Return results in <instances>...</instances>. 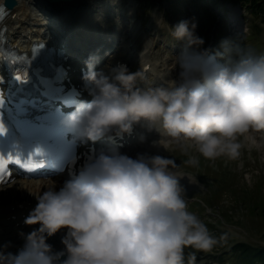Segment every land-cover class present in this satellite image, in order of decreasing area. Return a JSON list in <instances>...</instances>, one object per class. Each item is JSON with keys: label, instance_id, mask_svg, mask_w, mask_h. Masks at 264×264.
<instances>
[{"label": "clouds", "instance_id": "1", "mask_svg": "<svg viewBox=\"0 0 264 264\" xmlns=\"http://www.w3.org/2000/svg\"><path fill=\"white\" fill-rule=\"evenodd\" d=\"M197 21L169 25L184 42L172 72L147 80L142 68L126 63L97 69L86 61L83 80L92 96L64 115L63 122L83 142L131 134L137 124L160 133L154 145L192 148L209 160L240 157L244 141L261 144L264 130V53L242 48L231 38L213 50L197 32ZM141 135V139H145ZM112 142L91 154L80 171L60 184L53 179L25 218L36 225L21 235L23 246L0 247V264H196L191 248L211 251L221 240L189 209L176 171L178 163L159 153L120 151ZM197 156L187 163L198 164ZM62 232L64 247L49 237Z\"/></svg>", "mask_w": 264, "mask_h": 264}, {"label": "rangeland", "instance_id": "2", "mask_svg": "<svg viewBox=\"0 0 264 264\" xmlns=\"http://www.w3.org/2000/svg\"><path fill=\"white\" fill-rule=\"evenodd\" d=\"M81 1L83 0L60 1L56 4L63 7L60 10L62 12L66 9H69L72 13L79 10L80 13L73 14L79 15L83 13L92 22L95 21L97 23L101 18H104L102 21L111 18L119 25L123 23L124 32L121 38L128 33L127 39H130L133 37L134 32H138V36L140 34L143 35V38H146L143 46L145 47V45L150 43L148 51L155 53L153 59L159 64L157 68L165 69L164 72H172L175 67L176 56L184 47V42L179 43L177 42L179 40L174 37L166 36L168 34L171 35L169 30L171 20L173 25H175L185 19L188 13H190L188 19H194L197 21V24L201 25L200 27L197 26L196 29L199 35L203 34L206 29L210 34L215 35V37L210 36L206 47L211 48L215 42L221 44V41L225 38H231L240 47L246 48L247 43L244 36L250 30V26L255 25L256 21L262 24V35L257 40H264V23H261L258 18L257 20L253 19V16L245 10H241L238 13L237 8H233L230 2L226 4V7L229 9L231 6V16L224 15L219 10L220 8H214L215 10L211 8L209 15H202V11L194 4L193 0H186L187 2L184 0L176 3L173 6V9H175L173 16L171 13L173 9L168 6L167 0H84V3L80 4ZM33 2L31 3L40 10L41 7L37 0H33ZM78 4L80 5L75 6ZM184 8L186 9L183 10ZM44 12L46 15L49 13L48 10L45 11L42 7L41 13L43 14ZM225 12H228V10H225ZM242 13L244 19L241 17ZM214 14H217L221 20L226 17V22H219L220 19H217L218 22H215L216 20H213ZM150 15L151 19H149ZM231 19L234 20L236 25L231 22ZM249 19L252 20L250 21ZM249 21L250 26L248 29L246 24L248 25ZM242 31L244 32L241 34ZM131 43L132 41L130 45ZM249 43L251 46L254 45L252 38ZM128 46L129 43L125 42V39L120 44L115 42L114 47L111 48V53L115 54L119 50L126 52ZM138 60L140 61L139 58ZM157 68L153 71L151 81L155 76L157 80L158 76L162 73ZM178 72L179 67L177 66L172 74L176 75ZM255 135L257 141H264V132L261 131L255 133ZM193 152L195 153L194 156L198 157L199 163L191 164L190 167L199 170L208 179L219 178L221 180V184L216 183L211 186L206 183V178L205 182L202 183L199 179L190 177V180L194 182H190L189 180L191 184L185 188L190 194H195L204 199V205L198 203L195 206L203 211L204 218L202 220L208 225L209 229L212 228L215 231V236L221 237L222 234H225L224 231L228 233L231 243L227 248L228 254L219 257L220 263L224 261V257H231L232 251H229V249L237 241L264 245V143L257 145L244 141L241 155L235 160L228 159L227 157H218L212 161L199 154L196 150ZM206 186L210 189L213 188V190H207ZM5 192L9 196L7 199L10 200L15 199L18 195L17 192H13V189H8ZM23 195L30 194L24 193ZM199 213L201 214V212ZM224 238H226V235H224ZM222 242H224V239L212 250H217L221 253L223 249L217 247ZM232 264L241 263L233 261Z\"/></svg>", "mask_w": 264, "mask_h": 264}, {"label": "trees", "instance_id": "3", "mask_svg": "<svg viewBox=\"0 0 264 264\" xmlns=\"http://www.w3.org/2000/svg\"><path fill=\"white\" fill-rule=\"evenodd\" d=\"M213 3L220 2V0H210ZM233 2L240 3L247 11H250L255 19H260L261 23H264V0H232ZM250 37L253 40L254 45L249 48L258 51L261 50L264 40H257L262 35V24L255 23L251 27ZM227 235V231H224ZM228 236V235H227ZM240 253H237L241 260H246L250 264H254L257 261H262L264 264V245H258L255 243L241 244Z\"/></svg>", "mask_w": 264, "mask_h": 264}, {"label": "bare ground", "instance_id": "4", "mask_svg": "<svg viewBox=\"0 0 264 264\" xmlns=\"http://www.w3.org/2000/svg\"><path fill=\"white\" fill-rule=\"evenodd\" d=\"M39 1L42 2V0H39ZM63 1H67V0H63ZM83 1H81L80 4L84 3ZM41 2H40V5H42ZM58 2H60V1H57L56 3H58ZM56 3L53 5L56 9H60V10L63 9V7L59 6V4H56ZM40 10H41V8H40ZM12 14H15L16 16H15V21L13 23H11V28L13 29V35L19 36V40L23 39V40L28 41L29 35L34 33V32H36V31L39 32V29H41L39 26L42 25V24L45 25L46 21H47V19L43 17V15L46 16V14H44V13L42 15L36 13L37 17L36 18H31L32 17L31 14H33V16L35 14L31 10V5H29V2L27 3L26 0H19V3L15 7H13V10L11 11V14L7 17L8 20H11ZM38 15H41V16H38ZM33 19H35V20H33ZM15 24H19V27L15 28L14 27ZM24 32L27 35L24 36V38H22V36H23L22 34ZM70 44H71V46H77L74 41L71 42ZM21 182L22 181H17L16 183H21ZM16 183H12V184H8V185H18ZM23 183H25L27 185V187H30V186H32L33 181L26 180V181H23ZM8 185H7V187H3V186L0 187V191H2V189L11 187V186H8Z\"/></svg>", "mask_w": 264, "mask_h": 264}, {"label": "snow or ice", "instance_id": "5", "mask_svg": "<svg viewBox=\"0 0 264 264\" xmlns=\"http://www.w3.org/2000/svg\"><path fill=\"white\" fill-rule=\"evenodd\" d=\"M6 127L3 123V120L0 119V133L6 132ZM39 151V149H37ZM15 160L16 163H21V157L18 155H14L12 153H8L6 156L0 153V182L4 181L6 166L9 164L10 161ZM32 162L29 160L28 162H24L25 168H31Z\"/></svg>", "mask_w": 264, "mask_h": 264}, {"label": "water", "instance_id": "6", "mask_svg": "<svg viewBox=\"0 0 264 264\" xmlns=\"http://www.w3.org/2000/svg\"><path fill=\"white\" fill-rule=\"evenodd\" d=\"M52 1H58V0H52ZM9 5H14L16 3V0H7Z\"/></svg>", "mask_w": 264, "mask_h": 264}]
</instances>
